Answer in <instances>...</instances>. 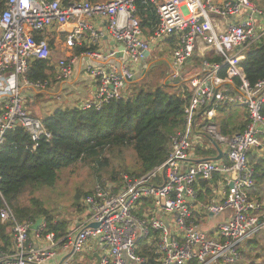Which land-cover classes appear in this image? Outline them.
<instances>
[{
	"label": "built area",
	"instance_id": "1",
	"mask_svg": "<svg viewBox=\"0 0 264 264\" xmlns=\"http://www.w3.org/2000/svg\"><path fill=\"white\" fill-rule=\"evenodd\" d=\"M139 3L157 15L148 34L137 15ZM53 32L63 35L71 51L57 60L55 79L68 82L81 58L84 77L96 86L92 98L73 107L80 110H98L123 97L147 68L151 50L169 38L177 41L170 80H179L194 54L202 60L188 89L179 91L186 99L184 124L171 137L167 159L141 176L123 174L118 185L98 181L83 198L85 221L58 240L45 234L47 245H35L31 224L18 221L2 201L0 222L8 225L14 248L0 251V264H71L76 254L94 264V254L97 264H149L139 241L155 255V264L237 262L263 227L248 158L264 139V80L249 86L240 62L264 36V10L253 0H6L0 11V146L16 128L29 135L31 151L52 137L25 102L27 91L46 90L50 82L25 73L31 61L51 57L47 34ZM106 39L113 45L107 47ZM78 48L83 50L76 54ZM210 51L219 61L206 58ZM226 104L247 109L245 127L231 136L218 124L219 107ZM218 149L221 157L214 159ZM200 181L210 183L205 199ZM91 241L98 249H86Z\"/></svg>",
	"mask_w": 264,
	"mask_h": 264
},
{
	"label": "trees",
	"instance_id": "2",
	"mask_svg": "<svg viewBox=\"0 0 264 264\" xmlns=\"http://www.w3.org/2000/svg\"><path fill=\"white\" fill-rule=\"evenodd\" d=\"M74 1L79 0H62V3ZM258 1L254 2L264 10V0L260 3ZM5 7L6 0H0V11ZM137 8L142 28L150 32L157 23L155 9L151 5L145 7L140 3ZM168 40L169 46L162 53L170 52L177 45L175 37ZM82 50L83 48L75 49V53ZM215 61H219V58L216 57ZM240 65L249 86L264 80V36L259 42L247 47ZM165 66L161 64L156 67L161 69ZM153 70L150 67L144 69L137 80L128 84L123 97L104 104L98 110L58 109L41 118L52 137L49 140L41 139L33 151L30 150L31 139L23 129L8 131L0 146V209L4 201L18 221L28 224H33L37 218L42 217L43 226L38 234L52 233L54 239L58 240L65 235L68 220L60 217V212L53 214L56 210L46 208L36 196L24 199L26 187H53L59 178V172L80 160L93 161L98 167L105 166L106 159L102 156L105 152H115L120 158L127 151L133 154L130 164H122L118 170L113 168L108 179L100 180L115 182L117 185L123 174L141 176L164 162L170 153L171 137L183 127L186 99L179 92L180 83L168 79L159 80L158 77L167 75L164 69L161 76H149L154 73ZM52 72L53 65L49 59H36L30 62L25 74L33 81H49ZM221 75H224L223 72ZM234 81L235 85L238 84L237 79ZM240 114L242 116L238 121ZM246 115L245 109L239 106L221 105L218 118L220 131L228 136L242 131L248 121ZM248 159L254 178L252 195L256 196L264 189V157L251 151ZM200 187L203 191L201 198L209 197L210 183L200 181ZM28 233L30 235L34 231L30 229ZM9 234L8 225L0 222V242L3 241L4 245H9ZM143 243L138 242L140 253L147 258L149 264H155V255ZM253 245L250 240L245 247L250 249ZM4 248L3 245L0 246V251H5ZM249 253L248 250L247 258L250 257Z\"/></svg>",
	"mask_w": 264,
	"mask_h": 264
},
{
	"label": "rangeland",
	"instance_id": "3",
	"mask_svg": "<svg viewBox=\"0 0 264 264\" xmlns=\"http://www.w3.org/2000/svg\"><path fill=\"white\" fill-rule=\"evenodd\" d=\"M254 1L255 0H253V2ZM261 1L262 0H259L258 3ZM254 4L258 6L257 3L254 2ZM62 37L63 36L61 35V38ZM159 46L160 47H157L155 50H151L147 59V65L156 61L157 58L162 57L160 56L162 53L160 50L162 45ZM164 46L166 47V44H164ZM207 58L211 61L216 60V56L213 51L207 53ZM196 61V59L192 58L190 63L194 64ZM151 69H154V73L149 75L151 77L157 74V76H159L162 72H164V70L167 73L166 66L165 68L162 67L161 69H157V67H152ZM190 76V72L184 75L185 78ZM167 78L168 75L164 77H158V79L161 81H165ZM184 83L187 84L186 81ZM69 88L75 91L76 89L81 88V84H75L71 87H68V89ZM68 89L64 88V92L68 91ZM58 95L61 97V100H58L56 97H54L53 101L45 94L38 95L32 102L31 100H26V109L30 111L34 117L43 118L48 112L49 114H52L58 109H71L75 106L76 103L74 98L71 97V94L65 96L63 91H61ZM51 110L53 111L51 112ZM241 116L242 114L238 116V121H240ZM261 152L264 153V150ZM102 156L106 159L105 166L103 165L102 167H98V165H96V163L93 161L80 160L76 162V164L62 169V171L59 172V178L53 187H40L38 189H32V187L28 186L24 190L23 198L28 199L30 196H36L46 208L56 210L53 212V214L56 215L58 212H60V217H66V215L69 213L73 214L78 212L81 215H84L85 208L83 206V194L88 193L98 181L102 179H108L113 168L118 170L120 165L125 163L130 164L133 159V154L130 151H127L123 158H120L115 152H105ZM254 198L259 200L262 205L261 210L258 211V217L262 218L263 227L251 239L254 247L248 249L244 245L241 252V258L233 264H264V189L259 195L254 196ZM248 250L250 251V257L247 258ZM250 258L252 260H250ZM71 264H94V262L89 259V256L84 254H76ZM218 264L223 263L219 262Z\"/></svg>",
	"mask_w": 264,
	"mask_h": 264
},
{
	"label": "crops",
	"instance_id": "4",
	"mask_svg": "<svg viewBox=\"0 0 264 264\" xmlns=\"http://www.w3.org/2000/svg\"><path fill=\"white\" fill-rule=\"evenodd\" d=\"M223 21L227 22L228 18H226ZM145 33L148 34L149 31H147V32L145 31ZM61 35H59L57 33H54V32L47 34V37L49 38L50 47L52 48V53H51V57L49 58V60L51 61L52 65H53L52 76L49 79L50 87L48 89H46V90L39 91V92H29V91H27V94H25L26 95L25 96V102H26V100H31V102H32V101H34L35 97H37L38 95H41V94H45L46 96H48L50 99L53 100L55 95H58L61 91H63L65 96H67L68 94H71V97L74 98V100H75V103H76L75 106H77L78 103L83 101L84 99H88V98H92L93 97V93L95 91L96 86L93 84L91 79H89L88 77H84V75H83V67L85 66V61L83 59H81V58H79L76 61V63H75L74 71H73L74 73L72 75L73 78L71 77L72 79L70 78L71 79V80L69 79L70 81L65 82V83H61V82H58L55 79V74H56L55 67H56V64H57V60H59L61 57H63L66 53L67 54L71 53L70 50L65 49V47L63 45V37L61 38ZM164 44H166V47L164 46ZM112 45H113L112 41L109 40V39H106V46L110 47ZM159 45H162L160 50L162 52H165L166 48H168V46H169V40L167 39V40L163 41ZM158 47H160V46H158ZM171 51H172V49L170 50V52L161 53L160 56H162V57L161 58H157L156 61L153 62V63H155L157 61H161L162 64L166 63V67L169 66V67H167V75L169 73V69H170V66H171V64H170ZM192 58L197 60L196 63H194V64L190 63ZM192 58L190 60H188L187 63L182 67L181 72L179 73V75H180L179 76V80H176V79L175 80H170L169 77L167 78L170 81H174L176 83H180L179 84V86H180L179 87V91L181 89H188V87H189L188 80L190 78L194 77L195 75H197V73L199 71V65H200V62L202 60L201 57H199L197 54H194ZM153 63H150L148 65V67H150ZM157 66H159V65H157ZM189 72L191 73V76L188 77V78H185L184 75L186 73H189ZM185 81L187 82V84L184 83ZM79 83L81 84V88L76 89L75 91L72 90L71 88L68 89V87H71V86H73L75 84H79ZM64 88L68 89V91L64 92ZM239 108H243L247 112L246 108H244V107H239ZM52 111L53 110H51V112ZM47 115H49V112L46 113L45 116H47ZM246 117H247V115H246ZM263 148H264V139H261V146L259 148L254 149L253 152L259 157H264V153L261 152V151L264 150ZM92 189L88 193H90L92 191ZM88 193H86L84 195V197ZM86 216H87L86 210H85V214L84 215H81L79 212L78 213H73V214L69 213L68 215H66L65 218L68 220L66 233L69 232V231H72L78 225H80L82 222H84ZM260 219L262 221L261 217H260ZM9 236H10L9 245H7V244L4 245L3 241L0 242V246L3 245L5 247L4 248V249H6L5 251H12L13 248H14L13 236H12L11 232H10ZM29 237H30L31 241L34 242V244L38 245V246L47 245L48 241H49L48 239H46V237L44 235H38L35 231H34V233H30ZM86 249H98V248L96 247L95 241H91L88 244V247Z\"/></svg>",
	"mask_w": 264,
	"mask_h": 264
},
{
	"label": "water",
	"instance_id": "5",
	"mask_svg": "<svg viewBox=\"0 0 264 264\" xmlns=\"http://www.w3.org/2000/svg\"><path fill=\"white\" fill-rule=\"evenodd\" d=\"M144 54H145V55H148V51H145ZM163 63H164V62H163ZM161 64H162L161 61H157V62L153 63V64L150 66V68L155 67V66H157V65H161ZM164 64L166 65V63H164ZM167 67H169V66H167ZM220 157H221V151H220V149H218V155H217L216 157H214V159H219ZM42 221H43V218H42V217L37 218V219L35 220V222H34L33 224L30 225V229L33 230V231L38 230L39 227H40V225H41V223H42ZM91 226H96V224H91ZM94 256L96 257V262H95V263L97 264V262H98V255H97V254H94Z\"/></svg>",
	"mask_w": 264,
	"mask_h": 264
}]
</instances>
